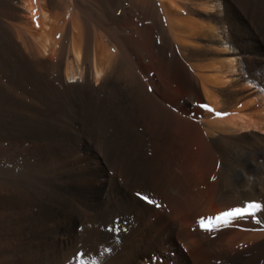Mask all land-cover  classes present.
<instances>
[{"label":"bare ground","instance_id":"6f19581e","mask_svg":"<svg viewBox=\"0 0 264 264\" xmlns=\"http://www.w3.org/2000/svg\"><path fill=\"white\" fill-rule=\"evenodd\" d=\"M0 264H264V0H0Z\"/></svg>","mask_w":264,"mask_h":264},{"label":"snow or ice","instance_id":"6c2138e0","mask_svg":"<svg viewBox=\"0 0 264 264\" xmlns=\"http://www.w3.org/2000/svg\"><path fill=\"white\" fill-rule=\"evenodd\" d=\"M202 107H206L202 105ZM142 199H146L148 203H153L151 199L146 196H142ZM259 207L256 204H249L244 208H234L230 211L224 212L213 219L208 220L207 224L204 219L199 221L202 228L211 231L213 228L217 227L219 224H229L233 219L243 218L245 215H252L254 211Z\"/></svg>","mask_w":264,"mask_h":264}]
</instances>
